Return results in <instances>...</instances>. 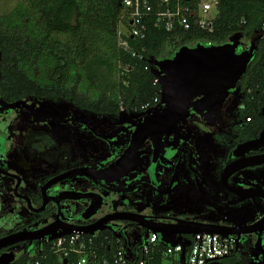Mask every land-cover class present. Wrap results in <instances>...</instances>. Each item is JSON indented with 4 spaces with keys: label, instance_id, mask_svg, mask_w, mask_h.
<instances>
[{
    "label": "flooded vegetation",
    "instance_id": "af4514ba",
    "mask_svg": "<svg viewBox=\"0 0 264 264\" xmlns=\"http://www.w3.org/2000/svg\"><path fill=\"white\" fill-rule=\"evenodd\" d=\"M242 87L236 82L217 93L202 112L204 106L194 104L203 97L190 100L184 116L164 133L144 137L132 163L120 169L113 165L147 112H96L79 105L82 96L18 98L0 92V239L72 226L127 242L147 231L135 221L188 222L213 226L243 243L240 264L264 263V164L229 174L264 156V146L241 155L264 128L258 119H240ZM97 119L104 122L102 131L96 130ZM26 243L0 249V255L27 254L28 247H18ZM256 245L261 247L251 255Z\"/></svg>",
    "mask_w": 264,
    "mask_h": 264
},
{
    "label": "trees",
    "instance_id": "16d2710c",
    "mask_svg": "<svg viewBox=\"0 0 264 264\" xmlns=\"http://www.w3.org/2000/svg\"><path fill=\"white\" fill-rule=\"evenodd\" d=\"M121 0H22L0 16V92L4 96L40 95L80 98L79 105L96 112H141L140 107L160 99L153 86L154 72L144 70L150 57L170 58L194 41L221 45L239 39L261 38L253 58L238 82L242 84V122L260 120L264 108V0H219L213 32L191 29L167 33L148 26L145 39L131 41L145 49L143 60L116 46L115 26ZM234 39V40H232ZM129 66L121 81L118 66ZM89 101V102H88ZM252 123H248L250 125ZM237 256L222 264H240ZM27 254L12 264H26Z\"/></svg>",
    "mask_w": 264,
    "mask_h": 264
},
{
    "label": "built area",
    "instance_id": "2783aa9c",
    "mask_svg": "<svg viewBox=\"0 0 264 264\" xmlns=\"http://www.w3.org/2000/svg\"><path fill=\"white\" fill-rule=\"evenodd\" d=\"M219 0H121L116 19L117 48L131 57L143 60L145 52L135 49L131 41L145 39L148 26L167 33L191 29L213 32L212 22L217 14ZM264 33V24L261 26ZM194 43H199L194 41ZM207 46L213 45L207 41ZM152 57L144 70H155ZM128 64L118 66L116 80L120 82ZM153 86H160L154 75ZM161 89L159 90V94ZM155 97L140 110L147 112L159 102ZM123 107L120 111H124ZM250 122V117L245 119ZM169 245L161 242L159 235L147 230L139 239L122 241L103 235L85 234L81 231L61 232L54 238H44L28 250L26 264H218L225 259L240 256L245 249L235 238L217 234L183 236L181 242ZM184 253V258H182Z\"/></svg>",
    "mask_w": 264,
    "mask_h": 264
},
{
    "label": "water",
    "instance_id": "95a60500",
    "mask_svg": "<svg viewBox=\"0 0 264 264\" xmlns=\"http://www.w3.org/2000/svg\"><path fill=\"white\" fill-rule=\"evenodd\" d=\"M239 41L228 42L221 45L207 46L196 44L194 47H181L172 58L161 59L154 62V75L160 79L161 93L160 99L162 108L160 111L156 107L147 111V116L136 125L132 135L130 146L127 152L113 165V169H120L132 163L131 154L137 147V144L147 135L162 134L167 131L174 121L180 119L186 113V107L189 102L197 97H203L194 105L204 107L198 108L202 112L209 104L216 100V94L232 90L236 82L242 77L248 64L253 58L254 47L250 46L248 50L240 49L234 51ZM238 49V48H237ZM165 96V97H163ZM215 98V99H214ZM248 149L241 153L245 154L251 149H258L264 146V128L259 134L257 140L246 144ZM245 146V147H246ZM249 146V147H248ZM262 160L255 163L241 164L229 171V174L235 173L239 169L264 164ZM240 162V161H239ZM236 164V163H234ZM232 164L231 166H234ZM141 227L150 230L159 235L164 245L179 243L183 236L195 234H217L223 238L229 236L213 226L193 224L188 222H179L176 225L166 226L155 223H146L135 221ZM79 231L72 226H55L41 232L39 236L30 237L28 234H15L0 239V249L23 242L30 241L28 249L32 248V241L47 238H54L61 232ZM85 234H93L94 230L83 229ZM177 236V237H175ZM170 246V245H169ZM260 245H256L251 250V255L257 254ZM184 258V253H182ZM14 256L12 253H3L0 255V264H12ZM66 261H64V264Z\"/></svg>",
    "mask_w": 264,
    "mask_h": 264
},
{
    "label": "rangeland",
    "instance_id": "374dc122",
    "mask_svg": "<svg viewBox=\"0 0 264 264\" xmlns=\"http://www.w3.org/2000/svg\"><path fill=\"white\" fill-rule=\"evenodd\" d=\"M18 2H22V0H0V16L7 13L9 10H11ZM7 11V12H5ZM261 38V35L260 34H256L254 35L252 38L250 39H239L240 41H242V43L247 47V46H253L255 47L257 42L260 40ZM234 39L237 40V37H235ZM232 39V40H234ZM233 93V92H232ZM165 97V96H163ZM45 110H47V113H50L52 111V108H44ZM65 110L68 111V108L67 106H65ZM55 111V109H54ZM56 112V111H55ZM50 117H53L54 114L52 115H49ZM131 117V116H130ZM136 116H133V118H135ZM132 118V117H131ZM104 122L102 121H99L98 119L96 120V122L94 123L95 127H96V130L98 131H102L101 129H103L102 127L104 126L103 125ZM86 147V146H85ZM37 242H34L32 245L34 246H37ZM18 247H29V244L27 245L26 244H23V245H18ZM262 261V260H261ZM261 261H251L250 259L247 260V261H244V264H264L262 263Z\"/></svg>",
    "mask_w": 264,
    "mask_h": 264
}]
</instances>
